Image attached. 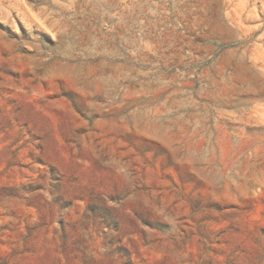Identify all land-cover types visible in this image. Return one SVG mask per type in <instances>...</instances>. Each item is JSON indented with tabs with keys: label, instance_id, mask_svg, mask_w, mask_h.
I'll list each match as a JSON object with an SVG mask.
<instances>
[{
	"label": "rangeland",
	"instance_id": "374dc122",
	"mask_svg": "<svg viewBox=\"0 0 264 264\" xmlns=\"http://www.w3.org/2000/svg\"><path fill=\"white\" fill-rule=\"evenodd\" d=\"M0 264H264V0H0Z\"/></svg>",
	"mask_w": 264,
	"mask_h": 264
}]
</instances>
